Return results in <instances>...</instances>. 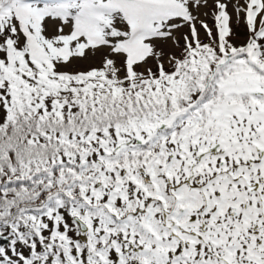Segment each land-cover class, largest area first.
I'll list each match as a JSON object with an SVG mask.
<instances>
[{
    "label": "snow or ice",
    "instance_id": "obj_1",
    "mask_svg": "<svg viewBox=\"0 0 264 264\" xmlns=\"http://www.w3.org/2000/svg\"><path fill=\"white\" fill-rule=\"evenodd\" d=\"M0 264H264V0H0Z\"/></svg>",
    "mask_w": 264,
    "mask_h": 264
}]
</instances>
